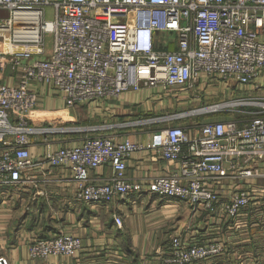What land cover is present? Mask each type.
<instances>
[{
	"label": "built area",
	"instance_id": "1",
	"mask_svg": "<svg viewBox=\"0 0 264 264\" xmlns=\"http://www.w3.org/2000/svg\"><path fill=\"white\" fill-rule=\"evenodd\" d=\"M47 33L53 36L49 50ZM40 85L68 109L143 88L187 103L191 93L204 103L212 94L222 97L193 109L201 110L193 126L162 124L152 146L175 166L152 178L150 188L164 199L214 211L224 206L232 214L252 201L240 183L264 175V0H0V193L5 196L7 186L38 185L44 179L36 172L47 162L68 170L79 199L125 201L141 188L126 174L127 158L140 144L104 132L66 143L74 131L66 118L36 116ZM219 110L250 117H208ZM36 138L58 146L33 157ZM104 165L112 175L94 181L91 171ZM233 178L240 180L235 193L221 198L220 188ZM114 218L122 224L119 215ZM81 247L61 230L32 240L28 249L31 257L45 259ZM222 248L175 235L166 260L189 264ZM0 264L7 258L0 256Z\"/></svg>",
	"mask_w": 264,
	"mask_h": 264
},
{
	"label": "crops",
	"instance_id": "2",
	"mask_svg": "<svg viewBox=\"0 0 264 264\" xmlns=\"http://www.w3.org/2000/svg\"><path fill=\"white\" fill-rule=\"evenodd\" d=\"M39 92L41 103L36 116L41 121L54 118V115H59L55 117L57 120L66 118L72 121L76 115L74 112H80V106L68 109L65 101L46 85H40ZM157 92L153 88H143L127 91L118 99L82 105L87 116L95 118L92 120L102 121L103 116L106 118L112 114L125 119L105 127L88 126L96 131L94 134L104 132L117 139L130 137L140 144L127 158L126 174L129 181L141 188L132 192L127 200L117 198L111 204L83 201L76 195L75 183L68 170L49 167L47 162L41 163L36 172L40 179H44L38 185L27 183L5 187V196L0 193V256L6 257L8 264H181L166 260L175 235H181L185 243L197 240L223 245L221 253L189 264H264L262 197L255 200L253 196L238 214H232L224 206L214 211L205 204L164 199L150 188L152 178L168 175L175 166L152 146L163 125H149L145 133L138 134L137 130L121 131V127L131 123L138 125L137 117L143 113L158 114L187 103ZM209 92L215 93L214 90ZM215 96L212 94V99ZM64 109L69 112L62 117ZM68 137L66 143L72 145L84 138L75 137L74 131ZM50 146L57 147L58 144L51 145L36 138L30 144V150L33 157H41ZM261 169L264 171V164ZM111 175L110 165L93 169L90 174L96 182L105 181ZM248 180L255 182L250 188L253 194H264V185L256 184L264 180V175ZM225 186L220 194L227 200L232 197V192L228 184ZM117 215L122 218L120 225L114 218ZM189 222L192 224H187ZM61 230L77 237L81 249L71 255L51 254L45 259L31 257L28 247L32 240L52 237Z\"/></svg>",
	"mask_w": 264,
	"mask_h": 264
},
{
	"label": "rangeland",
	"instance_id": "3",
	"mask_svg": "<svg viewBox=\"0 0 264 264\" xmlns=\"http://www.w3.org/2000/svg\"><path fill=\"white\" fill-rule=\"evenodd\" d=\"M45 39H46L47 48L49 50L52 47V41H53L52 34L47 33L45 36ZM195 98L196 97H195L194 93H191L188 101H192V102H188V103L182 104L180 106H174L175 108H172V109L162 110L158 114H155V113L151 114V112H148L147 114L143 113L140 115V117L139 116L137 117V118H139V120H141V121H139L138 125H134V123H131L129 125H123L121 127V131H122V129H129L130 132L137 130L136 131L137 134L141 131H142V133H145L148 130L146 127L149 128V125H153L155 123L165 124V122L167 120L173 121L174 123H178V124H184V125H187L188 127L193 126L195 124V122L200 117L199 113H197L196 111H192L193 109L201 107V106H203V104H211V103L220 102L223 100L222 97H217L215 99L211 98L208 101V103H206V102L204 103L203 101L197 100ZM224 99H227V97H225ZM181 101H182V99H181ZM183 101H186V100H183ZM85 105H83V106H85ZM80 107L81 108H79L80 109L79 113L77 111L74 112V113H76L75 118H73L72 121H70V120L67 121V124L74 127V136L75 137H82L83 138L85 136L93 135L94 132H96V131L92 130V129H88V126L89 127H92V126L96 127L95 126V124H96L98 126L105 127L104 125H106V124H112V123L119 122V121H125L124 118L120 119L118 114L117 115L112 114L110 116H107L106 118H105V116H103V119H101L102 121L92 120L95 118H89L87 116V111L85 110V107H84V109H83L82 105ZM119 113H120V111H119ZM228 113H227V111L219 110L217 112H214L213 114H210L208 117L213 116L214 118H225V117L228 118V117H232V116L234 117L235 116L238 119H246V118L250 117L249 114H244L242 112H240V113L232 112L230 114H228ZM76 116H78V117H76ZM123 116L124 115H122L120 117H123ZM95 117H97V116H95ZM148 119H161V120L160 121H147L146 122V120H148ZM166 124H167V122H166ZM138 129H141V130H138ZM122 134H123V132H122ZM235 174H236V172H235ZM239 183H240V180L238 178L225 180L223 187L220 188V191L226 187L225 186L226 184H228L229 188L231 189L232 194H234L235 193L234 187L239 185ZM240 184L244 185V187L250 189V188H252V186L255 185V182H251V180H248L247 182L242 181ZM256 184L263 186L264 180H261V182H256ZM220 195L223 198L226 197L225 195H222V194H220ZM253 195L255 196V198H254L255 200H257L256 197H262V199H264V194H262V195L261 194H253ZM262 202H264V201H262ZM187 224H192V223L189 222ZM203 241H207V240H203Z\"/></svg>",
	"mask_w": 264,
	"mask_h": 264
},
{
	"label": "bare ground",
	"instance_id": "4",
	"mask_svg": "<svg viewBox=\"0 0 264 264\" xmlns=\"http://www.w3.org/2000/svg\"><path fill=\"white\" fill-rule=\"evenodd\" d=\"M194 111L199 112V111H201V110H194Z\"/></svg>",
	"mask_w": 264,
	"mask_h": 264
}]
</instances>
